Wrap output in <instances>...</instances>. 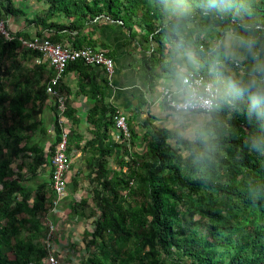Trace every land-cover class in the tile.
<instances>
[{
  "label": "trees",
  "instance_id": "1",
  "mask_svg": "<svg viewBox=\"0 0 264 264\" xmlns=\"http://www.w3.org/2000/svg\"><path fill=\"white\" fill-rule=\"evenodd\" d=\"M45 1L49 6L37 20L54 26L51 40L95 49V26L89 29L88 24L107 17L122 22L128 41L142 54L140 68L150 80L166 73L172 37L163 26L165 0ZM198 2L190 0L197 12ZM245 2L251 19L264 24V0ZM11 4L12 0H0L1 17L4 10L12 11ZM59 15L70 22L47 23ZM18 36L0 37V55L16 56ZM23 56L39 53L26 50ZM1 61L0 57V264H43L49 228L42 217L55 191L49 182L42 183L34 196L24 174L14 171L12 164L20 171L19 159L26 149L36 152L29 163L31 174L51 162L42 149L30 145L37 123L29 122L39 111L35 103L47 97L49 78L43 80L42 75L34 81L33 71L18 75L19 62L13 60L4 69ZM83 63L76 60L67 69ZM2 71L20 78L10 92ZM116 113L110 110L104 135L87 142L101 153L88 160L92 194L77 204L80 211L93 204L91 214H97L80 264H264V155L249 147L254 128L243 112L221 104L209 113L195 140L146 120L140 152L139 136L132 128L129 145L114 143L113 151L100 148L115 125ZM56 125L60 132L58 121Z\"/></svg>",
  "mask_w": 264,
  "mask_h": 264
},
{
  "label": "crops",
  "instance_id": "2",
  "mask_svg": "<svg viewBox=\"0 0 264 264\" xmlns=\"http://www.w3.org/2000/svg\"><path fill=\"white\" fill-rule=\"evenodd\" d=\"M48 6L45 0H12L10 7L12 11H3L5 15L2 19L6 22L13 37L16 34L20 35L18 36L20 47L14 50L16 56H8L7 53L0 55L4 69L15 60L20 63L16 67L18 75L20 72L27 75L33 71L36 73L32 74L34 81L42 75L43 80L53 76L52 66L40 53L36 57L23 56L24 51L30 49L26 48L21 41V38L30 39L38 32H44L43 37L50 36L54 26L45 27L39 22V15L42 16ZM51 22L69 23L70 19L59 15L47 20V23ZM93 24L89 23L88 27L93 29L95 26L92 35L97 42L95 49L103 50L113 58L115 63L113 73L108 77L101 66L84 63L72 65L69 66L57 86L59 95L65 99L66 108L62 116L65 118V127L69 132L67 152L72 159V166L68 173V186L64 197L57 207L45 212L42 222L49 227L53 224L51 238L48 239L47 233L45 245L60 256L62 264L78 262L81 253L86 252L88 233L93 231L94 215L91 213L94 205H87L84 211H80L77 209V204L91 196L90 190L93 186L90 183L88 160L93 157L97 158L101 153L96 148H90L87 142L104 135V127L106 128V123L110 122V110L116 109L125 114L129 128H132L139 136L138 147L139 144H143L142 136L146 132L143 124L146 120H150L156 127L180 132L171 127L162 115V110L166 106L160 100L157 91V84L162 76L150 80L140 68L142 54L128 41V32L122 22L102 17ZM0 37L7 40L2 35ZM60 43L69 45L66 40ZM159 71L157 69L158 73ZM2 77L5 79L4 87L9 92L15 88L14 83L20 79L14 76L12 78L4 76L3 71ZM32 89H37L35 84L32 85ZM35 106L39 111L29 119L30 123H37L30 145L42 149L44 156L50 158L51 162L31 174L29 163H33L36 152L33 149H26L22 153L25 157L19 159L20 171L16 163L12 164L14 171L24 174L25 184L33 189L34 196L38 185L42 183L48 185V182L52 185L50 183V173L53 170L52 156L62 135L61 124L58 123L60 132L56 125L59 116L56 96L48 93L47 97L42 101H37ZM209 117V113H206L204 123ZM108 132V138L105 142L101 141L100 148H111L113 151V144L119 143L116 140L118 130L113 125ZM117 151L118 149H114V152ZM115 158L117 157L113 156L110 162L113 168L116 166ZM32 201L33 199L30 200L31 203ZM49 202L48 200L45 206H49ZM81 259L82 257L79 261ZM64 260L69 262L64 263Z\"/></svg>",
  "mask_w": 264,
  "mask_h": 264
},
{
  "label": "clouds",
  "instance_id": "3",
  "mask_svg": "<svg viewBox=\"0 0 264 264\" xmlns=\"http://www.w3.org/2000/svg\"><path fill=\"white\" fill-rule=\"evenodd\" d=\"M196 6L199 12L190 0L164 3L163 26L172 39L157 84L162 115L195 140L205 114L227 104L243 112L254 128L249 147L264 155V24L251 19L245 0H199ZM46 250L43 264L52 249Z\"/></svg>",
  "mask_w": 264,
  "mask_h": 264
},
{
  "label": "built area",
  "instance_id": "4",
  "mask_svg": "<svg viewBox=\"0 0 264 264\" xmlns=\"http://www.w3.org/2000/svg\"><path fill=\"white\" fill-rule=\"evenodd\" d=\"M0 35L4 36L7 40L13 39V35L1 16ZM21 41L26 48L40 53L41 56L47 59L54 70L53 76H51L48 80L47 92L55 95L57 98V109L59 115L58 123L62 126V135L52 156V186L56 194V197L53 199L52 206L55 208L59 205L60 200L66 193L67 174L72 166V159L67 152L69 132L65 127V118L62 116L66 108L65 99L59 95L57 86L65 75L69 63L76 60H81L86 64L103 67L108 77L113 73L115 63L113 58L108 56L105 51L94 49L90 46L74 48L70 45L53 41L49 37L38 35H34L30 39L21 38ZM114 123L118 130L116 140L129 145L131 130L128 126L125 114L121 111H117L114 116ZM50 227L48 239L51 238L53 225ZM44 262L45 264H60L59 256L51 250Z\"/></svg>",
  "mask_w": 264,
  "mask_h": 264
},
{
  "label": "rangeland",
  "instance_id": "5",
  "mask_svg": "<svg viewBox=\"0 0 264 264\" xmlns=\"http://www.w3.org/2000/svg\"><path fill=\"white\" fill-rule=\"evenodd\" d=\"M99 50V49H98ZM144 146H143V144H140V146H139V152L140 151H143L144 150V148H143ZM143 148V149H142ZM187 153H188V151H184V154L185 155H187ZM115 163V162H114ZM67 185H68V181H67ZM93 189V188H92ZM91 191V190H90ZM92 192V191H91ZM92 194V193H91ZM92 205V204H91ZM89 207V206H88ZM96 216H97V214L96 215H94V217H93V220H95L96 219ZM88 223H90V221H88ZM92 229H94V226L92 227ZM82 255H80L78 258H79V260H80V257H82V258H84L85 256H86V252L84 253V251L81 253ZM78 260V262H75V264H79L80 263V261ZM69 261H65L64 260V263H68Z\"/></svg>",
  "mask_w": 264,
  "mask_h": 264
}]
</instances>
